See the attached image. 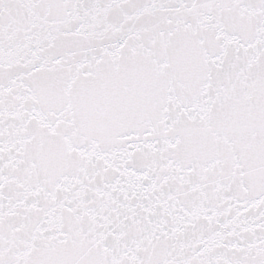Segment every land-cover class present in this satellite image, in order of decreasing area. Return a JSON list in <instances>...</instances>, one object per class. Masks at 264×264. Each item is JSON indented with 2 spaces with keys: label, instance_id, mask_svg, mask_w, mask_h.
Wrapping results in <instances>:
<instances>
[{
  "label": "snow or ice",
  "instance_id": "snow-or-ice-1",
  "mask_svg": "<svg viewBox=\"0 0 264 264\" xmlns=\"http://www.w3.org/2000/svg\"><path fill=\"white\" fill-rule=\"evenodd\" d=\"M0 264H264V0H0Z\"/></svg>",
  "mask_w": 264,
  "mask_h": 264
}]
</instances>
